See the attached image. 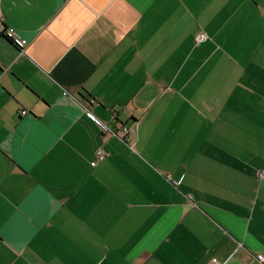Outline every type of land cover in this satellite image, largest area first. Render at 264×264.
I'll return each instance as SVG.
<instances>
[{"label":"crops","instance_id":"1","mask_svg":"<svg viewBox=\"0 0 264 264\" xmlns=\"http://www.w3.org/2000/svg\"><path fill=\"white\" fill-rule=\"evenodd\" d=\"M0 18V264H264V0Z\"/></svg>","mask_w":264,"mask_h":264},{"label":"built area","instance_id":"2","mask_svg":"<svg viewBox=\"0 0 264 264\" xmlns=\"http://www.w3.org/2000/svg\"><path fill=\"white\" fill-rule=\"evenodd\" d=\"M7 35L8 37H12V33L8 30V28H6L5 23L3 21L2 18H0V35ZM205 35L202 34L198 37V41H201L203 39H205ZM27 45V41L26 40H22L20 43V48L21 50L24 52L25 48L24 46ZM92 103H94V100H91ZM26 111H22V114H24ZM85 113L87 115L93 116V114L86 109ZM137 133V127H124L122 128L120 131L116 132L117 135L123 137V139H132L133 135H135ZM106 157V154L101 152L99 154V159L102 160ZM95 164V162H93V165ZM264 175V173H263ZM261 260L264 262V257H261ZM215 263L217 264V261L215 260Z\"/></svg>","mask_w":264,"mask_h":264},{"label":"trees","instance_id":"3","mask_svg":"<svg viewBox=\"0 0 264 264\" xmlns=\"http://www.w3.org/2000/svg\"><path fill=\"white\" fill-rule=\"evenodd\" d=\"M6 26V25H5ZM6 28H7V26H6ZM8 37V36H7Z\"/></svg>","mask_w":264,"mask_h":264},{"label":"flooded vegetation","instance_id":"4","mask_svg":"<svg viewBox=\"0 0 264 264\" xmlns=\"http://www.w3.org/2000/svg\"><path fill=\"white\" fill-rule=\"evenodd\" d=\"M91 100H93V99H91Z\"/></svg>","mask_w":264,"mask_h":264}]
</instances>
